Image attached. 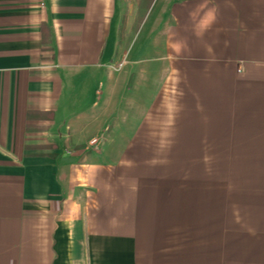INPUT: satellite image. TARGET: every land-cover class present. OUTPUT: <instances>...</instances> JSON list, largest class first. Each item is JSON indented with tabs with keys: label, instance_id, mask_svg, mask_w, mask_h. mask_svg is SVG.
Returning <instances> with one entry per match:
<instances>
[{
	"label": "crops",
	"instance_id": "obj_1",
	"mask_svg": "<svg viewBox=\"0 0 264 264\" xmlns=\"http://www.w3.org/2000/svg\"><path fill=\"white\" fill-rule=\"evenodd\" d=\"M0 264H264V0H0Z\"/></svg>",
	"mask_w": 264,
	"mask_h": 264
},
{
	"label": "built area",
	"instance_id": "obj_2",
	"mask_svg": "<svg viewBox=\"0 0 264 264\" xmlns=\"http://www.w3.org/2000/svg\"><path fill=\"white\" fill-rule=\"evenodd\" d=\"M124 62L125 61L119 62L118 64L111 66V68L114 69V70H120L123 67Z\"/></svg>",
	"mask_w": 264,
	"mask_h": 264
}]
</instances>
